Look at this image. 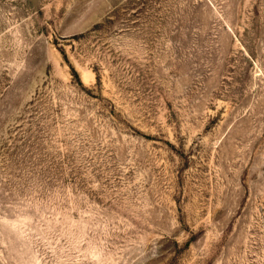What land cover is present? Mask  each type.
Segmentation results:
<instances>
[{
    "label": "rangeland",
    "instance_id": "1",
    "mask_svg": "<svg viewBox=\"0 0 264 264\" xmlns=\"http://www.w3.org/2000/svg\"><path fill=\"white\" fill-rule=\"evenodd\" d=\"M0 264H264V0H0Z\"/></svg>",
    "mask_w": 264,
    "mask_h": 264
}]
</instances>
